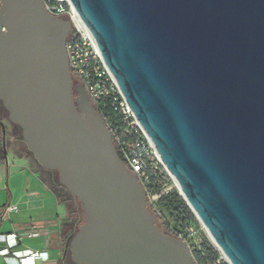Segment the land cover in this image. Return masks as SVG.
I'll return each mask as SVG.
<instances>
[{
    "label": "water",
    "instance_id": "95a60500",
    "mask_svg": "<svg viewBox=\"0 0 264 264\" xmlns=\"http://www.w3.org/2000/svg\"><path fill=\"white\" fill-rule=\"evenodd\" d=\"M71 2L227 262L264 264V0ZM70 27L42 0L0 2V102L81 204L73 262L196 264L157 225L82 86L73 99Z\"/></svg>",
    "mask_w": 264,
    "mask_h": 264
},
{
    "label": "built area",
    "instance_id": "2783aa9c",
    "mask_svg": "<svg viewBox=\"0 0 264 264\" xmlns=\"http://www.w3.org/2000/svg\"><path fill=\"white\" fill-rule=\"evenodd\" d=\"M42 1L49 14L70 21L71 27L65 47L72 86L75 89L78 86L83 87L92 107L109 129L113 145L118 155L120 153L121 160L142 185L148 209L164 224L158 200L172 189L169 186L171 182L176 184L154 143L136 118L71 0ZM2 31L5 32L6 29L2 27ZM154 176L158 181L153 183L151 179ZM17 210L16 205H10L5 213ZM173 233V237L185 241L190 250L192 245L200 243L195 227L190 224L183 230ZM42 234L43 231L36 230L20 234L19 237L16 233H0V256L7 264H39L50 259L48 250L21 247L24 238L36 239Z\"/></svg>",
    "mask_w": 264,
    "mask_h": 264
},
{
    "label": "crops",
    "instance_id": "0c3cea01",
    "mask_svg": "<svg viewBox=\"0 0 264 264\" xmlns=\"http://www.w3.org/2000/svg\"><path fill=\"white\" fill-rule=\"evenodd\" d=\"M1 120L6 132L0 125V163L6 159L4 139L12 157L5 160L6 169L0 165V233H16L19 237L29 231H43L40 238H24L21 247L48 250L50 259L39 264H76L65 255L67 240L75 227L68 222L67 209L54 192L52 171L38 162L23 141L21 129L5 117ZM10 205H16L18 210L5 213ZM52 238L59 244H54ZM0 264H7L1 256Z\"/></svg>",
    "mask_w": 264,
    "mask_h": 264
},
{
    "label": "trees",
    "instance_id": "16d2710c",
    "mask_svg": "<svg viewBox=\"0 0 264 264\" xmlns=\"http://www.w3.org/2000/svg\"><path fill=\"white\" fill-rule=\"evenodd\" d=\"M119 156H121L120 153ZM157 179L158 178L154 176L151 180L154 183L158 181ZM54 192L59 203L63 204L68 211V222L74 224V234L84 221L81 204L63 185L57 182H55ZM158 207L160 211L163 208L176 222L175 225H171L167 221L165 215H163L165 220L164 233L174 236L173 232L183 230L187 224L195 227L194 214L176 189H171L168 193L163 195L158 200ZM191 252L196 264H228L220 257L218 250L206 238L202 239L200 243L192 245Z\"/></svg>",
    "mask_w": 264,
    "mask_h": 264
},
{
    "label": "rangeland",
    "instance_id": "374dc122",
    "mask_svg": "<svg viewBox=\"0 0 264 264\" xmlns=\"http://www.w3.org/2000/svg\"><path fill=\"white\" fill-rule=\"evenodd\" d=\"M6 119H8V118H6ZM1 123L3 124V122L1 121ZM9 123H12L10 120H9ZM5 129V128H4ZM5 132H6V130H5ZM2 149H3V154L5 155L6 154V159L8 160L10 157H12V153L10 152V151H8V148H7V146H6V141H5V139H4V141H2ZM3 158H4V156H3ZM5 159V160H6ZM5 160H2L1 161V163H0V165H1V167H2V165H4V168L6 169L7 168V166H6V161ZM169 186H171L172 187V189H176L177 191H178V193H179V195L183 198V196L180 194V192H179V190H178V188H177V186L176 185H174V183H170L169 184ZM184 199V198H183ZM187 203V202H186ZM78 204V203H77ZM188 205V204H187ZM162 208V207H161ZM191 209V208H190ZM161 211H162V213H163V215H165V217H166V219H167V221L171 224V225H175V221H174V219L173 218H171L169 215H168V213L162 208L161 209ZM192 211V210H191ZM68 212V211H67ZM193 212V211H192ZM193 214H194V217H195V221H194V225H195V229H196V231H197V238L200 240V241H202V239H207L217 250H218V252H219V254H220V257L222 258V259H224V261L225 262H227V260H226V258H225V256H224V254L221 252V250L216 246V244L214 243V241L211 239V237H210V235H209V233L207 232V230H206V228L204 227V225L201 223V221L199 220V218L197 217V215L193 212ZM156 219H157V225L162 229V230H165V226H164V224H163V222L161 221V219L157 216L156 217ZM75 229V228H74ZM52 241H53V243L54 244H59V241L56 239V238H52ZM228 263V262H227ZM229 264V263H228Z\"/></svg>",
    "mask_w": 264,
    "mask_h": 264
},
{
    "label": "flooded vegetation",
    "instance_id": "af4514ba",
    "mask_svg": "<svg viewBox=\"0 0 264 264\" xmlns=\"http://www.w3.org/2000/svg\"><path fill=\"white\" fill-rule=\"evenodd\" d=\"M78 92H77V89H75L73 86H72V96H73V99L74 100H76V98L78 97ZM1 117H5V118H8V115H7V112H6V110L4 109V107H3V105H2V102H0V122L2 121L1 120ZM13 124V123H12ZM15 127H17L15 124H13ZM4 127V126H3ZM2 127V128H3ZM17 128H19V127H17ZM20 129V128H19ZM53 173V172H52ZM53 175H54V173H53ZM54 177H55V175H54ZM54 180H55V178H54ZM55 182H57V181H55ZM163 232H164V230H163ZM65 255L67 256V257H71V254H70V249H69V247H67V248H65Z\"/></svg>",
    "mask_w": 264,
    "mask_h": 264
}]
</instances>
